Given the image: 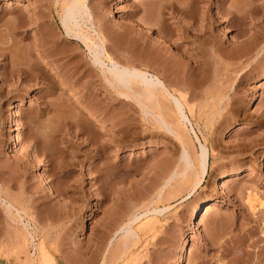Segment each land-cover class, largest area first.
Here are the masks:
<instances>
[{"label":"rangeland","instance_id":"rangeland-1","mask_svg":"<svg viewBox=\"0 0 264 264\" xmlns=\"http://www.w3.org/2000/svg\"><path fill=\"white\" fill-rule=\"evenodd\" d=\"M89 2L95 28L109 40L106 53L123 65L147 66L179 89L195 118L185 105L188 124L161 99L167 129L143 98L122 102L87 49L66 36L50 0H0V264L38 261L41 249L55 264H114L109 242L116 230L164 207L153 215L155 229L140 232L115 264H179L184 244L185 264H264V0ZM172 4L193 14L174 17ZM201 20L211 26L206 52L198 50ZM137 22L156 32L148 47L131 40L134 31L150 35ZM40 30L51 38L46 57L36 53L43 50ZM201 145L208 171L198 191L185 200L194 174L163 188L170 172L182 170V151L197 159ZM229 171L237 174L216 183ZM204 200L212 203L199 230L189 216Z\"/></svg>","mask_w":264,"mask_h":264},{"label":"bare ground","instance_id":"bare-ground-1","mask_svg":"<svg viewBox=\"0 0 264 264\" xmlns=\"http://www.w3.org/2000/svg\"><path fill=\"white\" fill-rule=\"evenodd\" d=\"M129 1V0H128ZM189 2H191L192 5H194L195 3L198 2V0H187ZM51 6L52 8L54 7L55 9H58L59 11V18L61 21V24L65 30L66 36L73 38L76 41H80V43L87 49L89 55L91 56V65L92 67L97 71H99L100 74V79L102 81V83L104 84L105 87L110 88V90L114 91V93H116V95L119 97V99L122 100V102H127L130 100V98L132 97H138L141 99L143 98V100H145L147 103H149L148 106H150V104L153 106H150V108L152 107L153 110L157 111L159 114V111H161L160 109L161 107V99L166 101L168 103H172V105L174 106L179 118L185 120L188 124H191L189 117L185 114V105L187 106V104H189L186 100L187 97H185L184 94H181L180 91L176 90L175 88L169 87V85L167 86L165 84L164 81L161 80V78L157 75L151 74L149 71H147L148 69L147 66H145V68L143 69H138V67H134V66H128V65H123L121 64L118 60L113 59L112 57H110L108 55V53H106V50H108L107 48V43L109 40H107L105 33L102 32V30L100 29V31L97 30V28H95L94 25V15L92 14V10L90 9V2L89 0H50ZM168 5V4H167ZM190 5V3L188 4ZM187 6V5H186ZM183 7V5H182ZM193 7V6H192ZM54 10V9H53ZM171 10V14L175 17L177 15L183 16L184 18H189L191 14H193V12H190V10H188V8H177L175 7L173 4L170 7ZM228 10V9H226ZM55 11V10H54ZM193 11V10H192ZM232 11V10H231ZM230 10L226 11V15H230L233 16V13ZM235 11V10H234ZM237 11V10H236ZM235 11V12H236ZM56 12V11H55ZM225 12V11H224ZM225 14V13H224ZM237 14V13H236ZM208 15V14H207ZM209 17V16H208ZM207 17V18H208ZM203 19V18H202ZM206 19V18H205ZM207 20V19H206ZM19 21V20H18ZM18 21L16 23H18ZM194 21V20H192ZM199 21V20H198ZM202 21V20H201ZM194 23H196L194 21ZM193 23V24H194ZM205 23V21L203 20L200 24V26L198 27V32L200 33V37L197 36L199 39H202V42L199 43V51L203 52L205 47L207 46V39H204V35L206 34V32L210 29V24H203ZM23 24V23H22ZM137 24L139 26H141L143 29H148L150 31V35H143V33H136L134 31L135 36H133L131 38L132 41H136L137 44H141V46L143 45V47H148V45L150 43H154V39L152 38V36L156 33L155 31H152L151 27L152 25L148 24V23H141V22H137ZM16 25H20V23L16 24ZM198 26V24H196ZM195 25V26H196ZM40 26V25H39ZM193 26V25H192ZM17 27V26H16ZM22 27V26H21ZM20 27V28H21ZM191 27V26H190ZM197 29V27H195ZM41 29V28H40ZM125 29V28H124ZM129 31H132V28H129ZM126 27V30H124L123 32L125 33V31L128 30ZM192 29V28H190ZM195 29V30H196ZM104 30V29H103ZM134 30V29H133ZM105 31V30H104ZM130 31V32H131ZM187 31V30H186ZM190 30H188L187 33H189ZM193 31V30H192ZM191 31V32H192ZM197 31V30H196ZM41 32V39L42 41H40V46L43 49L42 51H38L36 52L38 57H46L48 56L50 53H52L51 50L49 49H44L45 45L48 44V38L51 39L49 37V33L47 34H42ZM39 32V33H40ZM120 32V31H119ZM119 32H112L114 33L113 35H115V40H118L117 38L124 37L123 33H119ZM129 32V34H130ZM108 33V32H107ZM110 33V32H109ZM111 33V34H112ZM128 34V32H126ZM133 33V32H132ZM196 33V32H194ZM198 33V34H199ZM110 34V35H111ZM126 34V36H127ZM159 34V33H157ZM40 35V34H39ZM54 35V34H53ZM108 35V34H107ZM191 35V33H190ZM195 35V34H194ZM194 35H192V37H194ZM197 35V34H196ZM51 36V35H50ZM132 36V35H131ZM161 36V35H159ZM52 37V36H51ZM117 37V38H116ZM130 37V35H129ZM196 38V39H198ZM52 39L54 40V38L52 37ZM253 39V38H252ZM113 40V39H112ZM124 40V39H123ZM129 40V39H128ZM210 40V39H209ZM249 40V39H248ZM251 40V38H250ZM256 40V39H255ZM122 41V40H120ZM198 41V40H197ZM253 41V40H252ZM116 45L117 44V41ZM133 42V44H134ZM163 41H160V43H162ZM211 42V41H210ZM114 43V41H113ZM119 43V42H118ZM129 43V42H128ZM214 43V42H213ZM132 44V43H131ZM56 45V44H55ZM121 45V43H120ZM124 45V44H123ZM209 45V43H208ZM216 44H214L211 47H214ZM37 47V46H36ZM163 47V46H162ZM218 47V46H217ZM133 48V47H131ZM198 48V47H197ZM210 48V47H209ZM215 48V47H214ZM38 49V48H37ZM54 49V48H53ZM147 49V48H146ZM149 49V48H148ZM156 49V48H155ZM220 49V48H219ZM218 48H215V52L219 51ZM222 49V48H221ZM121 50V49H120ZM127 50V48H126ZM128 50H129V46H128ZM127 50V51H128ZM132 50V49H131ZM145 50V49H144ZM2 51V50H1ZM0 51V52H1ZM125 51V50H124ZM146 51V50H145ZM152 51V50H151ZM165 51V50H164ZM207 51V49H205V52ZM214 51V49H213ZM5 52V51H4ZM56 53V51H54ZM58 52V51H57ZM108 52V51H107ZM115 52V51H114ZM123 52V51H122ZM131 52V51H130ZM140 52V51H139ZM149 52V50H148ZM157 52V51H156ZM132 53V52H131ZM142 53H145L144 51ZM122 54V53H121ZM128 54V53H127ZM130 54V53H129ZM153 54V53H152ZM156 54V53H154ZM201 54V53H200ZM203 54V53H202ZM212 54V53H211ZM55 55V54H54ZM135 55V54H134ZM144 55V54H143ZM206 55V54H205ZM4 56V55H3ZM89 56V57H90ZM140 56V55H139ZM148 56V54H147ZM151 56V54H150ZM167 56V55H166ZM169 56V55H168ZM171 56V55H170ZM169 56V57H170ZM204 56V55H203ZM201 55V57H203ZM7 57V56H6ZM54 57V56H53ZM131 57V56H129ZM144 57V56H143ZM158 57V56H157ZM161 57V56H160ZM168 57V59H169ZM133 58V57H132ZM154 58V57H153ZM152 58V59H153ZM156 58V57H155ZM151 59V58H150ZM149 59V63H151ZM158 59V58H157ZM163 59V58H162ZM167 59V60H168ZM174 59V58H173ZM203 60V59H202ZM131 58L128 59V62L130 63ZM142 61V60H141ZM140 61V63L142 64V62ZM200 61V60H199ZM135 62V61H134ZM153 62V61H152ZM167 62V61H166ZM176 62V61H175ZM178 62V61H177ZM176 62V64H177ZM128 63V64H129ZM139 63V62H138ZM158 63V62H157ZM165 63V62H164ZM169 63V62H168ZM173 63V62H172ZM67 64V63H66ZM125 64V63H124ZM136 64V63H134ZM145 65V63H143ZM148 64V63H147ZM153 64V63H152ZM155 64V63H154ZM162 64V63H161ZM175 64V63H174ZM199 64V63H198ZM202 64V63H201ZM206 64V62L204 63ZM71 65V64H70ZM131 65V64H130ZM133 65V63H132ZM164 65V64H162ZM168 65V64H167ZM25 66V65H24ZM137 66V65H136ZM143 66V65H142ZM206 66V65H205ZM140 67V66H139ZM174 68V67H173ZM179 68V67H178ZM187 67L183 68L186 69ZM31 69V68H29ZM74 69V68H73ZM170 69V67H169ZM20 70V69H18ZM87 70V69H86ZM92 70V69H90ZM168 70V69H167ZM181 70V69H180ZM191 70V69H190ZM13 71V70H12ZM79 71V70H78ZM77 71V72H78ZM94 71V70H93ZM166 71V70H165ZM18 71H16L17 74ZM22 75H24L25 77H29V75L27 74V72H25V70H20L19 71ZM71 72V70H70ZM75 72V71H74ZM75 72V73H77ZM83 72V71H82ZM91 72V71H90ZM172 72V71H171ZM174 72V71H173ZM178 72V71H176ZM74 73V75H75ZM81 73V72H79ZM85 73V72H84ZM190 73V72H189ZM176 74V73H175ZM181 74V73H180ZM178 74V75H180ZM188 74V72H187ZM14 75V74H13ZM189 75V74H188ZM77 76V74H76ZM83 76V75H82ZM72 77V75H71ZM196 77V76H195ZM194 77V78H195ZM30 78V77H29ZM33 78V77H32ZM31 78V80H32ZM73 78V77H72ZM79 78V76H78ZM81 78V77H80ZM176 78V77H175ZM197 78V77H196ZM183 79V77L181 78ZM185 79V77H184ZM187 79H190V76ZM35 82L37 81H43V78L40 77H34L33 79ZM62 80V79H61ZM27 81V80H25ZM46 81V79L44 80ZM50 79H47V82L49 83ZM53 81V79H52ZM50 81V82H52ZM64 81V79L62 80ZM61 81V82H62ZM186 82V81H185ZM188 82V81H187ZM54 81L51 83L53 84ZM193 83V82H192ZM187 84V83H186ZM189 84V83H188ZM187 84V85H188ZM194 84V83H193ZM178 85V83L176 84ZM195 85V84H194ZM193 85V86H194ZM182 86V85H181ZM178 87V86H177ZM186 88V85L184 86ZM192 88V87H189ZM197 88V87H196ZM184 89V88H183ZM195 89V88H194ZM111 91V92H112ZM182 92V91H181ZM185 92V91H184ZM191 97V96H190ZM186 98V99H185ZM137 99V98H136ZM140 99V100H141ZM134 100V98H133ZM138 101V100H137ZM136 101V102H137ZM121 102V103H122ZM134 102V101H133ZM140 102V101H139ZM138 102V103H139ZM144 102V101H143ZM130 103V102H129ZM163 103V102H162ZM165 103V102H164ZM187 103V104H186ZM127 104V103H126ZM141 103H139L140 105ZM145 104V103H143ZM143 104H141L140 106H142ZM169 104V105H170ZM147 105V104H146ZM164 106V105H163ZM168 106V105H166ZM139 107V106H138ZM143 107H146L148 109L147 106L143 105ZM192 107V106H191ZM173 108V107H172ZM171 108V109H172ZM187 108H189V114L191 118H195L193 116V113H195L194 111L192 112L193 109H191L190 107L187 106ZM145 109V108H144ZM164 109V108H163ZM169 108V110H171ZM140 110L142 111V109L140 108ZM168 110V111H169ZM175 110H173L175 112ZM151 111L152 110H149ZM166 111V110H165ZM172 111V112H173ZM145 112V111H143ZM150 112V113H151ZM149 113V112H148ZM147 113V115H148ZM155 113V114H154ZM161 113V112H160ZM199 113V112H198ZM146 114V112H145ZM152 114V113H151ZM156 115V112H153V116L156 117V119L161 120V123L165 126V128H169V124L170 123H166L165 120L162 118V116ZM164 114V113H163ZM166 118V117H165ZM155 119V121H157ZM154 120V119H153ZM159 122V121H157ZM160 123V124H161ZM180 123V122H179ZM163 126V127H164ZM172 127V126H171ZM172 129V128H171ZM170 129V130H171ZM174 129V128H173ZM172 129V130H173ZM178 129V128H177ZM185 129V126H184ZM191 129V128H190ZM247 129V126H242V128L240 130H244ZM175 130V129H174ZM180 130V129H178ZM186 132V130H185ZM171 133V132H170ZM177 134H180L177 133ZM182 134V133H181ZM178 137H180L178 135ZM183 137V136H181ZM180 137V138H181ZM184 138V137H183ZM16 139L21 140V135L20 133H17ZM181 140V139H178ZM198 141V140H197ZM188 147V146H187ZM201 148V154L198 156L197 159H192L188 154H187V150L182 151V160L184 162V165L182 167L181 171L175 170L170 172V174L168 175L166 181L164 182V187L169 186V184L174 181L176 179V177L178 175H181L183 177H190L191 175L196 177V182L194 183L193 181V187L192 189L189 191V193L187 194V197L185 198V200H188L192 197V195L194 193H196L198 191V188L202 186V182L203 179L208 171V153L207 150L204 146H200ZM183 150V148H182ZM190 152V151H189ZM195 157V156H193ZM181 160V161H182ZM167 169V168H166ZM169 170V169H168ZM167 172V170H166ZM237 172L234 171H229L224 175H221V177H219L217 179L216 183H222L225 180H227L229 177L236 175ZM194 178V177H193ZM190 179V178H189ZM192 179V178H191ZM195 180V178H194ZM222 189V188H220ZM163 189H159V191H157V196L159 199L162 193ZM170 195V194H169ZM168 197V196H167ZM184 200V201H185ZM212 202L209 200H204V201H200L198 204H196V206L194 207V210L192 211L191 215L189 216V222L190 224H195L198 222L199 216H201V214L203 213L204 209H206V211L204 212V215H206L209 210H210V204ZM8 211L11 212L10 209H8ZM167 211V208H157V209H153L152 211L146 212L142 215L136 216L135 218H133L132 220H128L127 222L123 223L115 232V234L113 235L111 241L109 242V246L111 249L110 252V256H111V261L112 263L114 262H118L119 260H123L127 254V252H129V249L131 248V246L133 244H136L135 242L137 241V239L139 238L138 236L140 232H148V231H152L155 229L156 227V220L153 217L154 214H163L164 212ZM9 214V213H8ZM138 224L137 228L135 229L134 226ZM197 227L199 228V230L201 229V226L199 223H197ZM29 236V235H27ZM31 236V235H30ZM29 236V237H30ZM28 237V238H29ZM138 237V238H137ZM32 238V236H31ZM30 238V239H31ZM27 239V238H26ZM25 239V240H26ZM28 241V240H27ZM27 241H25L27 243ZM40 249V248H39ZM39 249H37V251H39ZM188 249H189V245L188 244H184L181 248V254H180V262L179 264H185L186 261V257H187V253H188ZM43 250L41 249L38 254H36L39 264H55V261L53 260L52 257H50V255L48 256L47 254H45V252H42ZM28 256V255H27ZM29 257V256H28ZM24 259H26L24 257ZM66 260V259H65ZM64 260V262H65ZM36 261L31 260L30 258L26 259V261L24 260L25 264H35ZM69 261V260H68ZM68 263V262H66Z\"/></svg>","mask_w":264,"mask_h":264}]
</instances>
